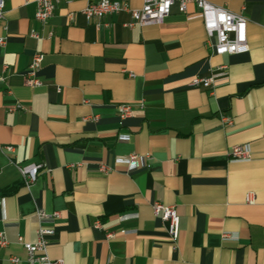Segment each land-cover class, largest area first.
Masks as SVG:
<instances>
[{
  "label": "crops",
  "instance_id": "obj_1",
  "mask_svg": "<svg viewBox=\"0 0 264 264\" xmlns=\"http://www.w3.org/2000/svg\"><path fill=\"white\" fill-rule=\"evenodd\" d=\"M93 1L62 2L42 23L34 0H4L0 144L13 151L0 153V264H27L17 238L34 242L40 225L54 228L47 254L63 264H264V0H208L247 19L249 49L222 55L193 3L184 13L173 4L159 24L128 27L122 10L98 28L82 13ZM35 52L42 85L31 88ZM195 76L213 87L191 86ZM118 104L132 114L120 119ZM238 144L249 160H230ZM132 153L148 166L118 159ZM32 162L46 167L26 186L16 165ZM156 201L175 205L177 240ZM38 210L60 215L39 220Z\"/></svg>",
  "mask_w": 264,
  "mask_h": 264
},
{
  "label": "built area",
  "instance_id": "obj_2",
  "mask_svg": "<svg viewBox=\"0 0 264 264\" xmlns=\"http://www.w3.org/2000/svg\"><path fill=\"white\" fill-rule=\"evenodd\" d=\"M27 1V0H26ZM69 0H34L35 13L34 19L45 23L53 15L56 6L62 2ZM193 3L200 12L203 28L206 32V44L211 47L212 52L217 55L222 54H238L246 52L249 49L247 40V19L241 13L232 12L223 6H216L208 0H142V5L139 9H129L125 4L113 0H96L88 2L82 10L85 18L88 21H93L96 27H106L108 22L102 21L105 16L115 14L122 10L130 12V21L125 25L132 27L135 24H159L166 18L173 4H177L178 10L182 13L186 12L187 5ZM4 20V0H0V28H3ZM31 36L39 38L40 36L34 32H30ZM51 34V33H50ZM6 44V36L0 35V46ZM44 55L40 52H35L25 71V83L27 86L34 88L42 85L41 79L38 77V71L42 66ZM6 68V66H4ZM128 76L133 77L132 72ZM191 86H199L204 88H212L214 79L211 76H195L191 82ZM21 107V106H19ZM118 117L124 119L132 114V108L129 104L117 105ZM224 126L232 124L233 119L229 115L220 117ZM13 151L12 145L0 144V153H10ZM228 156L230 160L246 161L250 159V149L247 144H238L232 146ZM148 154L132 153L126 156H119L118 159L124 161L129 167H146L148 166ZM22 175L23 182L26 186L32 184L37 177L40 169L45 168L43 162H32L25 165H16ZM70 166H73L71 164ZM110 168L108 165L101 163L99 170L106 172ZM245 202L253 204L255 196L253 192H248L245 195ZM153 210L155 215L159 216L162 221L167 223L168 234L172 241L177 240L179 233V216L176 212L175 205L164 204L162 202H154ZM39 220L48 217H58V211L48 214L42 210L36 212ZM94 227L99 228V221L94 222ZM54 233V228L51 226L40 225L37 228V239L34 242L24 240L18 236L17 240L25 249V261L27 264H63L61 259L52 260L47 254V238ZM106 237H113L112 232H106ZM229 234H224V237ZM8 245V240L3 231H0V246ZM9 261L12 264L18 263L20 258L16 255H11Z\"/></svg>",
  "mask_w": 264,
  "mask_h": 264
}]
</instances>
